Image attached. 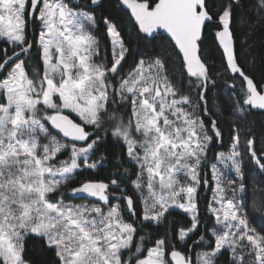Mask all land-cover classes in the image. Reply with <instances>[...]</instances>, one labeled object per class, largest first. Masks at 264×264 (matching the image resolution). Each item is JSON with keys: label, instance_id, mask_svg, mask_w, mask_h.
I'll return each instance as SVG.
<instances>
[{"label": "snow or ice", "instance_id": "snow-or-ice-1", "mask_svg": "<svg viewBox=\"0 0 264 264\" xmlns=\"http://www.w3.org/2000/svg\"><path fill=\"white\" fill-rule=\"evenodd\" d=\"M113 7L0 0V264H264V0Z\"/></svg>", "mask_w": 264, "mask_h": 264}, {"label": "trees", "instance_id": "trees-1", "mask_svg": "<svg viewBox=\"0 0 264 264\" xmlns=\"http://www.w3.org/2000/svg\"><path fill=\"white\" fill-rule=\"evenodd\" d=\"M106 4V12L117 13L118 9L114 8L113 5L115 4V0H104ZM126 18V15L124 16ZM128 43L135 50L137 46V41L134 38H128ZM264 39V35L257 33L256 41L251 42L253 44V51L251 56L247 53L241 52V63L245 66V68L252 74L258 83H264V47H261L259 41ZM255 57V63L251 64L248 61ZM210 59H213L216 62V66L219 67L220 62V50L212 48L210 52ZM129 63H132V60L129 59ZM212 87V86H210ZM209 96L212 98V101L215 104H219L221 108L229 107L231 105V101L229 100V93L226 85L224 84L223 79H217V83L214 87H212V91L209 93ZM251 119L255 122V130L259 134L262 130H264V115L257 112L254 114ZM233 116L230 113H223L221 115V127L224 129L225 136H224V143L223 145H214V151H227L229 147V136L228 131L232 124ZM260 143L257 144V147L264 146V136H258ZM101 151L112 152L114 149L109 146L108 148H101ZM118 161L115 159L114 156H109L108 160L105 161L104 166L101 167L98 172L93 173V177L98 179L106 180L112 173L116 171L114 167L117 165ZM255 170L252 165H248V176L247 182L250 185V192H251V185L253 184V177H255ZM210 191L208 189H204L201 198H200V206L203 212L207 199H209ZM73 201H75L73 199ZM249 203H251L249 201ZM169 219H176L182 220L181 217L173 216L169 217ZM186 223L187 221H183ZM260 222V217H257V223ZM199 249H197L198 251Z\"/></svg>", "mask_w": 264, "mask_h": 264}, {"label": "rangeland", "instance_id": "rangeland-1", "mask_svg": "<svg viewBox=\"0 0 264 264\" xmlns=\"http://www.w3.org/2000/svg\"><path fill=\"white\" fill-rule=\"evenodd\" d=\"M210 196H211V192H210V194H209V198H210ZM74 203H81V201H73Z\"/></svg>", "mask_w": 264, "mask_h": 264}, {"label": "flooded vegetation", "instance_id": "flooded-vegetation-1", "mask_svg": "<svg viewBox=\"0 0 264 264\" xmlns=\"http://www.w3.org/2000/svg\"><path fill=\"white\" fill-rule=\"evenodd\" d=\"M75 201H80V200H78V199H74Z\"/></svg>", "mask_w": 264, "mask_h": 264}]
</instances>
